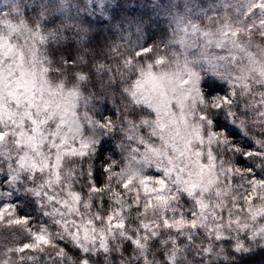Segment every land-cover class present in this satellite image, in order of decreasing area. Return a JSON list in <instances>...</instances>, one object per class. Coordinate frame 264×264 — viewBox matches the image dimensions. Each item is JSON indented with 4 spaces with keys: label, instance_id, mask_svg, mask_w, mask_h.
Returning <instances> with one entry per match:
<instances>
[{
    "label": "snow or ice",
    "instance_id": "6c2138e0",
    "mask_svg": "<svg viewBox=\"0 0 264 264\" xmlns=\"http://www.w3.org/2000/svg\"><path fill=\"white\" fill-rule=\"evenodd\" d=\"M99 6L102 8V0ZM237 14L242 15L246 30L251 35L264 34V0H242V7L237 9ZM211 23L212 21H209L210 25ZM10 27L14 29V26ZM182 32L183 35L175 43L181 50L183 60L173 53L177 62L175 75H158L152 71V65L149 64L147 71L139 69V78L135 80L132 90L129 92L125 89L135 104L144 103L156 112L157 119L153 122L150 135L159 143L133 135L139 125L126 121L129 125L126 139L130 144L137 146L131 148L130 162L126 168L114 171V160L106 167L101 166L104 177L102 182L96 180L93 163L96 154L89 151V148L98 142L81 138L78 121L64 119L67 108L60 114V123L56 125L55 131L42 128L44 121L38 122L33 116V109L37 114L41 111L34 101L44 100L45 92L52 97L59 95L58 92L48 89L44 83L47 69H42L38 74L39 86L34 68L29 70L23 66L22 61L18 62L15 68L9 65L5 69L2 58L11 53V46H8V51L5 52L3 49L7 42L0 43V129L11 125L17 145L27 149L23 154L13 157L0 144V222L21 227L28 233L25 242L8 249L9 253L19 254V264H63V249L59 250L56 257L43 255L45 259L42 262L41 254H44L47 248L56 246L52 235L45 225L34 226L30 217L19 216V205L13 202V197L25 180L32 182L35 176L45 174L47 179L43 186L32 187L28 191L36 200L56 205L52 209L53 214L63 218L64 210L67 209V214L71 215L72 203L77 207L80 205V192L67 190L61 199V194L52 190L60 183V173L64 171L65 165L69 176L75 177L69 180L70 185L85 180L91 193L102 192L110 182H115L123 189L118 193L114 214L107 216L109 231L126 227L123 218L117 219L118 216H123L125 210L146 213L148 209L153 208L155 202L163 212L162 224L169 230L179 233L185 226L197 229L198 224L207 228L210 243L204 250L205 255L213 250L214 244L211 242L232 243L234 252L248 251L238 235L233 240L229 233L239 234L248 229V224L241 223L242 210L253 221L264 218V209L257 211L253 208L257 199L264 200V63L256 59L251 51V44L245 45L241 42L239 26L225 24L213 33L211 30H201L197 24L189 21L182 28ZM35 35L44 41L38 31ZM213 49L225 54H214ZM150 52L149 47L140 48L135 52V56L140 57ZM197 52L200 60L210 70V75L203 80L198 74H194L190 67L192 63L198 62L191 58L195 57ZM163 63L165 57L157 58V65ZM237 65H243L238 68L239 75H228L225 78L221 69L235 68ZM123 67L131 74L133 68L138 66H135L129 57L123 62ZM17 71L19 76H13ZM118 74L123 76V73ZM9 85L13 86L9 88ZM185 85L189 87L184 89ZM177 86L184 89L185 101L191 97L193 90L197 93V97L192 98V111H199V126L188 135L181 134V125L187 128L186 104L178 102L180 115L177 119L171 109V100L175 98H169L165 91L168 87L175 91ZM149 88L159 91L168 101L163 115L162 106L149 103V98L144 95ZM5 89L8 96L24 108L23 112L17 113L3 103ZM50 103L44 100L43 109L47 110ZM188 115H191V112ZM221 115L225 118L223 122L217 119ZM66 124L68 127L63 130ZM141 124L148 126L147 121H141ZM89 125L93 130L97 127L90 119ZM99 127L114 131L111 119ZM6 135V131L0 130V141H4ZM237 160L243 161L246 166L238 167ZM153 161L155 168L152 174L142 175L141 169L133 167V164L149 165ZM245 169L246 173L243 171ZM136 176L140 177L139 187H132ZM174 191L184 193L185 201L184 205L176 204L172 209L171 201L176 199ZM125 199L127 205L132 207L129 208L123 203ZM92 202L95 203V199ZM100 203L103 205L104 202L101 200ZM88 206L85 205L86 208ZM59 223L65 231L67 225L72 223L75 228V234L72 235L73 246L83 254L84 264H88L87 258L93 253H108L109 240L103 232L100 233L97 245L93 219L82 224L61 219ZM140 223L141 228L133 234L135 238L130 240L131 246L138 251L144 247L140 233L145 236L151 234L154 227L142 221ZM81 234L85 243L80 242ZM260 234L253 232L252 238ZM56 236L59 238L60 233H56ZM89 240L92 245H97L92 247L91 251ZM26 252L30 255L25 256ZM174 261L175 257H168L167 264H174Z\"/></svg>",
    "mask_w": 264,
    "mask_h": 264
},
{
    "label": "clouds",
    "instance_id": "9594fccd",
    "mask_svg": "<svg viewBox=\"0 0 264 264\" xmlns=\"http://www.w3.org/2000/svg\"><path fill=\"white\" fill-rule=\"evenodd\" d=\"M99 4L100 0H0V43L7 42L3 49L5 52L8 51V46H11V53L2 58L5 69L9 65L15 68L17 63L22 61L23 66L29 70L34 68L39 86L38 74L46 68L44 76L46 87L59 93L52 97L45 92L44 100L51 102L47 110L43 109L44 100L34 101L41 111L37 114L33 109V116L38 122L44 121L41 127L55 131L56 125L60 123V114L67 108L64 119L78 121L81 138L85 141L98 142L89 148V151L96 154L94 160L99 156L98 146H102L107 138L111 145L110 160L116 162L114 171L126 168L130 162L131 148L137 146L130 144L126 139L129 127L126 121L139 125L133 135L159 143L150 135L153 122L157 119L156 112L144 103L135 104L125 89L129 92L132 90L135 80L139 78V69L147 71L149 64L152 65V71L158 75L161 73L175 75L177 62L173 53L183 60L181 50L175 41L183 35L182 28L189 21L197 24L201 30H211L213 33L225 24L239 26L241 42L245 45L251 44V51L256 59L264 63V51H261L264 50V34L254 36L246 30V22L242 15L237 14V9L242 7V0H102L103 8ZM209 21H212L211 25ZM10 26H14V29ZM37 31L44 37L43 42L35 35ZM144 47L151 48V52L136 57L135 52ZM213 53L225 54L215 49ZM129 57L132 58L134 65L138 66L133 68L131 74L123 67V62ZM159 57H165V63L157 65L156 60ZM191 58L198 61L190 65L192 72L198 74L201 80L207 78L210 70L200 60L199 52ZM242 66L224 68L221 71L227 78L228 75H239L238 68ZM118 73H123V76ZM13 76L18 77L19 72H14ZM256 78L259 79L258 76ZM12 86L9 85V88ZM187 87L189 85H185L184 89ZM184 89L177 86L175 91H172L171 87L165 91L169 98H175L171 100V109L177 119L180 115L178 102L186 104L187 128L181 125V134L188 135L199 126V111H192V98L197 97L196 91L193 90L191 97L185 101ZM144 95L149 98V103L162 106L163 115L168 101L161 93L149 88ZM3 103L17 113L24 110L8 96L7 89L3 93ZM106 106H111L117 113L114 118L105 116ZM189 112L191 115H188ZM89 119L93 124H97L95 130L89 125ZM108 119H111L114 131L99 127ZM141 121H147L148 126L145 127ZM67 127L66 124L63 130ZM0 130L8 133L4 141H0L7 153L16 157L27 151L26 148L17 145L11 125ZM193 147L195 149L196 146ZM133 167L141 169L142 175L152 174L155 161L149 165L133 164ZM243 171L247 172L246 169ZM60 175V183L52 190L59 192L61 199L67 190L80 192L81 195L79 207L72 203L71 215L67 214V209L64 210L63 218L53 214L52 209L56 205L36 200L28 191L32 187L43 186L47 179L45 174L35 176L32 182L25 180L16 192L22 199L30 201L35 221L45 225L52 235L56 246L47 248L44 256L56 257L59 250L63 249V264H84L83 254L73 246L72 235L75 234V228L69 223L65 231L59 221L64 219L65 222L82 224L93 219L97 245L100 233L103 232L109 240V251L93 253L87 258L88 264H167L168 257H175L174 264H237L232 243L211 242L214 244L212 252L204 254L210 243L206 227H200L199 224L197 229L185 226L179 233L164 227L163 212L155 202L153 208L148 209L146 213L125 210L123 216H118L117 219L123 218L126 227L109 231L107 216L114 214L118 193L123 189L115 182H110L102 192L91 193L85 180L70 185L69 180L75 177L69 176L66 165ZM139 179V176L134 177L132 187H139ZM173 195L176 199L171 201L172 209L176 204L184 205V193L174 191ZM93 199L95 203L92 202ZM101 200L104 202L103 205L100 203ZM123 203L127 205V200L125 199ZM85 205L89 206L86 208ZM253 208L257 211L264 209V200L257 199ZM240 215L241 223H246L249 227L239 234L229 233L230 237L235 240L238 235L246 249L264 247V218L253 221L243 210ZM169 218L171 219V216ZM140 221L154 227L151 234L145 236L144 233H140L144 247L138 251L131 246L130 240L135 238L133 234L141 228ZM19 229V234L14 236V242H10L11 246L5 245L4 250L0 251V264L6 262L19 264V256L17 258L12 255L14 252H8L9 248H15L28 239V233L21 227ZM253 232L261 234L252 238ZM56 233H60L59 238ZM80 242L85 243L83 234ZM88 244L90 251L92 247L97 246L92 245L90 240Z\"/></svg>",
    "mask_w": 264,
    "mask_h": 264
},
{
    "label": "rangeland",
    "instance_id": "374dc122",
    "mask_svg": "<svg viewBox=\"0 0 264 264\" xmlns=\"http://www.w3.org/2000/svg\"><path fill=\"white\" fill-rule=\"evenodd\" d=\"M102 8H103V6H102ZM160 19H162V18H160ZM249 22H250V18H249ZM220 94H222V93H220ZM115 115H117V113L108 111L107 109L105 110V116L106 117L114 118ZM217 119L219 121L223 122L225 118L223 117V115H221V116H218ZM217 130L219 131L221 129H217ZM98 148H99V156L97 159L93 160V163L95 165L96 180H97V182H102L104 177L102 174L101 166L103 165L104 167H106L107 164L111 162V160L109 159L110 155H111V153H110L111 145L107 141V138H105V142L103 143V145L98 146ZM116 158L118 159V157H116ZM236 165L238 167H241V168L246 166L243 163V161H241V160H237ZM86 166H87V161H85V167ZM256 172H257V175H259L258 169L256 170ZM13 202L19 205V208L17 210V214L19 216H21V217L28 216L31 218V223L34 226L39 225V223L36 222L34 219L35 214L33 212L32 204L30 203V201H26V200L22 199L20 196L15 194L13 197ZM19 231H20V229L18 226H10L6 222H0V251L4 250L5 245L11 246L10 242H14V236L19 234ZM260 248H264V247H250V248H248V251H246V252L242 251L241 253L250 254L252 252H256ZM238 253H240V252H238ZM234 254H236V253L234 252ZM12 255L17 257V258L19 256V254H16V253H13ZM40 258H41L42 262L45 259L43 254H41Z\"/></svg>",
    "mask_w": 264,
    "mask_h": 264
},
{
    "label": "trees",
    "instance_id": "16d2710c",
    "mask_svg": "<svg viewBox=\"0 0 264 264\" xmlns=\"http://www.w3.org/2000/svg\"><path fill=\"white\" fill-rule=\"evenodd\" d=\"M140 35L141 38H143V34L141 33ZM68 59L70 60L71 58L68 57ZM106 109L108 111L114 112L111 106H106L105 110ZM234 255L237 258V264H264V248H260L256 252H252L250 254L236 252Z\"/></svg>",
    "mask_w": 264,
    "mask_h": 264
}]
</instances>
